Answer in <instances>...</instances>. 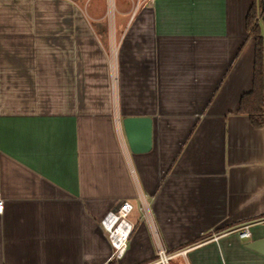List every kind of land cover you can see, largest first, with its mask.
Segmentation results:
<instances>
[{
	"label": "crops",
	"instance_id": "obj_1",
	"mask_svg": "<svg viewBox=\"0 0 264 264\" xmlns=\"http://www.w3.org/2000/svg\"><path fill=\"white\" fill-rule=\"evenodd\" d=\"M255 1L0 0V264H149L157 245L186 252L172 264H264V126L238 110ZM129 117L151 120L146 152Z\"/></svg>",
	"mask_w": 264,
	"mask_h": 264
},
{
	"label": "trees",
	"instance_id": "obj_2",
	"mask_svg": "<svg viewBox=\"0 0 264 264\" xmlns=\"http://www.w3.org/2000/svg\"><path fill=\"white\" fill-rule=\"evenodd\" d=\"M261 3L257 0L248 12L246 28L247 33L254 38V74L253 85L251 91L242 95L239 102L238 110L242 114L248 116L251 125L255 128L263 127L264 125V79H263V38L260 29L261 17L259 9ZM113 263V262H111ZM110 263V264H111Z\"/></svg>",
	"mask_w": 264,
	"mask_h": 264
},
{
	"label": "built area",
	"instance_id": "obj_3",
	"mask_svg": "<svg viewBox=\"0 0 264 264\" xmlns=\"http://www.w3.org/2000/svg\"><path fill=\"white\" fill-rule=\"evenodd\" d=\"M261 3L259 9V16L264 18V0H257ZM114 0H107V3L112 7ZM4 201L0 194V214L3 212ZM132 211V206L123 202L119 205V208L115 211L111 218L113 219L112 223L109 226V229H106V237L111 247V257L113 259H120L125 254V249L127 246V241L129 239L130 232L132 231L133 224L127 219L129 213ZM260 222H264V219ZM252 224H246L236 229L238 236L241 239L249 237L250 232L249 228ZM185 251H178L175 253L169 254L161 246H156L155 260L149 264H170L171 260L177 257L185 255Z\"/></svg>",
	"mask_w": 264,
	"mask_h": 264
},
{
	"label": "water",
	"instance_id": "obj_4",
	"mask_svg": "<svg viewBox=\"0 0 264 264\" xmlns=\"http://www.w3.org/2000/svg\"><path fill=\"white\" fill-rule=\"evenodd\" d=\"M150 122L151 120L148 118H124L122 120L125 132H126V138L127 142L131 148V151L133 153L137 152H146L150 148ZM136 125H141L142 129V135H134V129L133 127H136Z\"/></svg>",
	"mask_w": 264,
	"mask_h": 264
},
{
	"label": "rangeland",
	"instance_id": "obj_5",
	"mask_svg": "<svg viewBox=\"0 0 264 264\" xmlns=\"http://www.w3.org/2000/svg\"><path fill=\"white\" fill-rule=\"evenodd\" d=\"M108 8H112V7L109 6ZM112 9H113V8H112ZM119 123H120V122H119ZM170 264H172V260H171Z\"/></svg>",
	"mask_w": 264,
	"mask_h": 264
}]
</instances>
